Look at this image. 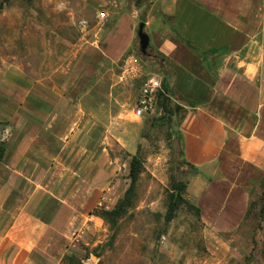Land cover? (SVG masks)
<instances>
[{"label":"rangeland","instance_id":"374dc122","mask_svg":"<svg viewBox=\"0 0 264 264\" xmlns=\"http://www.w3.org/2000/svg\"><path fill=\"white\" fill-rule=\"evenodd\" d=\"M107 1L0 0V210L18 216L27 198L40 197L36 207L54 227L38 237L41 253L56 264H264V178L250 187L239 228L205 225L186 191L194 170L181 155L184 109L163 87L153 112L132 115L145 78L161 74L154 56L138 54L136 35L124 54L133 52L131 60L104 59ZM28 97L50 105L16 106ZM13 129L40 153L23 173L5 157ZM132 158L140 168L133 185Z\"/></svg>","mask_w":264,"mask_h":264},{"label":"crops","instance_id":"0c3cea01","mask_svg":"<svg viewBox=\"0 0 264 264\" xmlns=\"http://www.w3.org/2000/svg\"><path fill=\"white\" fill-rule=\"evenodd\" d=\"M105 5L111 18L102 42L104 59L116 61L133 48L137 23L143 21L162 84L184 109L181 155L194 170L188 196L208 228L234 231L246 214L250 187L264 178V6L255 0H113ZM36 101L50 105L30 97L12 103L24 107ZM61 101H55L57 107ZM14 116L6 114L13 128ZM85 131L82 135L89 137ZM17 134L13 129L3 138L5 157L12 170L23 173L40 153L26 134L17 142ZM38 168L43 169L41 162ZM36 199L41 198H27L18 216L0 210V264L57 263L41 253L45 247L38 237L54 227L46 226ZM23 234L35 238L26 242Z\"/></svg>","mask_w":264,"mask_h":264},{"label":"built area","instance_id":"2783aa9c","mask_svg":"<svg viewBox=\"0 0 264 264\" xmlns=\"http://www.w3.org/2000/svg\"><path fill=\"white\" fill-rule=\"evenodd\" d=\"M99 17H105V13L101 11ZM133 57L134 53L128 52L124 56V59L131 60ZM160 95H166L163 89L162 78L156 74L146 77L140 86L137 98L132 106V115L135 118H140L153 112L157 106Z\"/></svg>","mask_w":264,"mask_h":264},{"label":"trees","instance_id":"16d2710c","mask_svg":"<svg viewBox=\"0 0 264 264\" xmlns=\"http://www.w3.org/2000/svg\"><path fill=\"white\" fill-rule=\"evenodd\" d=\"M138 54L142 58H147V57H150V56L153 57V55H151L150 53H149V56H143L140 52ZM136 162H137L136 158H132L131 161H130V164H129V178H130V181H131L132 185H133L134 181L136 180L137 174H138V172L140 170V168H139V166H137ZM132 185L130 186V188L133 187ZM128 199H129V197L126 195V196H124L123 199L118 200V202H117V204H116L114 209L109 210V211H104L102 213L103 219L104 220H111L112 218H115L119 214L121 208L124 207L127 204ZM169 215H170V213L168 212V216Z\"/></svg>","mask_w":264,"mask_h":264},{"label":"water","instance_id":"95a60500","mask_svg":"<svg viewBox=\"0 0 264 264\" xmlns=\"http://www.w3.org/2000/svg\"><path fill=\"white\" fill-rule=\"evenodd\" d=\"M136 37L138 40V50L143 56H149L148 52V44H149V37L144 31V23L143 21H139L137 23L136 29Z\"/></svg>","mask_w":264,"mask_h":264}]
</instances>
